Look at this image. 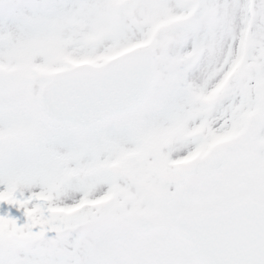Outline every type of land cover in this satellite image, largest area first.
<instances>
[{
	"label": "snow or ice",
	"instance_id": "1",
	"mask_svg": "<svg viewBox=\"0 0 264 264\" xmlns=\"http://www.w3.org/2000/svg\"><path fill=\"white\" fill-rule=\"evenodd\" d=\"M0 264H264V0H0Z\"/></svg>",
	"mask_w": 264,
	"mask_h": 264
}]
</instances>
